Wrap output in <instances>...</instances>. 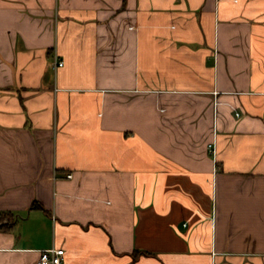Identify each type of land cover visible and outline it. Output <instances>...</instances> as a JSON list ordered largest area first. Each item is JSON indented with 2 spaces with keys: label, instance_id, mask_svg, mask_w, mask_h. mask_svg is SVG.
<instances>
[{
  "label": "crops",
  "instance_id": "crops-1",
  "mask_svg": "<svg viewBox=\"0 0 264 264\" xmlns=\"http://www.w3.org/2000/svg\"><path fill=\"white\" fill-rule=\"evenodd\" d=\"M52 245L264 264V0H0V264Z\"/></svg>",
  "mask_w": 264,
  "mask_h": 264
},
{
  "label": "built area",
  "instance_id": "built-area-1",
  "mask_svg": "<svg viewBox=\"0 0 264 264\" xmlns=\"http://www.w3.org/2000/svg\"><path fill=\"white\" fill-rule=\"evenodd\" d=\"M63 59L59 58L57 55L55 57V66L63 65ZM240 111L236 110V114H239ZM208 148L211 154L216 155L217 148H216V140L208 143ZM67 176L71 177L72 173H68ZM65 249L63 247H58L52 245L50 247H46L41 249L40 255L36 260V264H61L64 260Z\"/></svg>",
  "mask_w": 264,
  "mask_h": 264
}]
</instances>
